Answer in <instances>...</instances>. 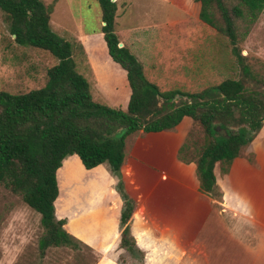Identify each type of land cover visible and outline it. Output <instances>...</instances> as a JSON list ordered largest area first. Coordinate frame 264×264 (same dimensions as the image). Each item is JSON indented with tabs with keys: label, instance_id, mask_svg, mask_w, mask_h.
Segmentation results:
<instances>
[{
	"label": "trees",
	"instance_id": "1",
	"mask_svg": "<svg viewBox=\"0 0 264 264\" xmlns=\"http://www.w3.org/2000/svg\"><path fill=\"white\" fill-rule=\"evenodd\" d=\"M97 1L108 53L126 71L130 95L125 108L93 98L88 80L76 69L71 43L50 27L52 5L42 0H0L14 41L48 50L57 59L47 69L42 87L19 94L0 90V182L40 214V255L52 246L89 248L64 228V218H56L55 206L62 197L59 182L63 193L58 168L71 154H77L86 169L106 162L118 178L115 189L122 200L119 246L141 259L143 252L129 228L135 201L120 175L126 137L136 131L172 129L184 116L191 117L192 124L202 129V142L190 144L188 132L178 158L195 163L199 190L220 201L215 164L227 173L233 159L264 126V80L243 61L236 32V20L249 15L253 22L264 0H167L224 32L245 76L226 78L198 92L160 90L149 81L137 56L124 44L118 46L115 1Z\"/></svg>",
	"mask_w": 264,
	"mask_h": 264
},
{
	"label": "crops",
	"instance_id": "2",
	"mask_svg": "<svg viewBox=\"0 0 264 264\" xmlns=\"http://www.w3.org/2000/svg\"><path fill=\"white\" fill-rule=\"evenodd\" d=\"M76 38L77 57L73 50L72 57L88 80L93 98L125 108L130 95L126 71L110 57L101 28L81 29ZM99 54L105 57L103 61ZM191 124V117L184 116L172 129L136 131L126 137L120 175L126 193L135 201L129 228L137 247L158 264H264V134L260 130L233 159L227 173L215 164L218 201L199 190L195 163L178 158ZM81 166L85 168L77 154L62 160L58 169L62 170L63 191L80 181ZM93 176L91 181L97 182ZM112 191L114 207L102 205L95 195L87 196L85 206L64 225L73 221L76 231L66 230L100 251L109 239L120 247L122 200ZM223 212L231 215L229 223L222 219ZM217 226L219 233H214Z\"/></svg>",
	"mask_w": 264,
	"mask_h": 264
},
{
	"label": "rangeland",
	"instance_id": "3",
	"mask_svg": "<svg viewBox=\"0 0 264 264\" xmlns=\"http://www.w3.org/2000/svg\"><path fill=\"white\" fill-rule=\"evenodd\" d=\"M42 1L53 6L51 29L71 43L77 57L78 31L99 30L103 25L98 1ZM115 3L114 30L120 42L132 48L143 64L145 77L160 90L198 92L226 78H245L224 32L167 0H116ZM9 29V20L0 9V90L19 94L43 86L46 70L57 62L56 57L48 50L17 43ZM236 32L243 61L253 74L264 80V8L253 22L249 15L238 18ZM100 54L103 61L105 57ZM188 132L190 144L202 142L200 126L191 124ZM261 133L264 134V126ZM80 170V181L72 187L67 185L59 194L62 197L55 206L58 219H74L91 195L98 197L104 206H115L112 189L118 180L114 183L111 177L118 178L110 172L108 164L92 169L81 166ZM90 174L98 181L92 182ZM222 219L229 223L232 217L223 212ZM65 227L76 231L73 221ZM219 228H214V233H219ZM42 233L40 214L0 182V264H158L157 259H146L144 253L143 258H134L110 239L102 251L90 246L77 249L52 246L42 256L38 248Z\"/></svg>",
	"mask_w": 264,
	"mask_h": 264
},
{
	"label": "water",
	"instance_id": "4",
	"mask_svg": "<svg viewBox=\"0 0 264 264\" xmlns=\"http://www.w3.org/2000/svg\"><path fill=\"white\" fill-rule=\"evenodd\" d=\"M112 1H114V0H112ZM103 24H104V22H103ZM122 45H123V44H122L121 42L118 43V46H119V47H121Z\"/></svg>",
	"mask_w": 264,
	"mask_h": 264
}]
</instances>
